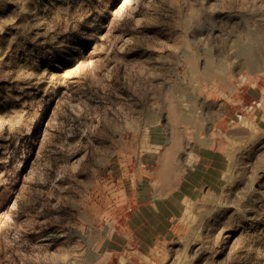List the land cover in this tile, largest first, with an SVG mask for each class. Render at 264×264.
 I'll list each match as a JSON object with an SVG mask.
<instances>
[{"label":"rangeland","instance_id":"374dc122","mask_svg":"<svg viewBox=\"0 0 264 264\" xmlns=\"http://www.w3.org/2000/svg\"><path fill=\"white\" fill-rule=\"evenodd\" d=\"M0 264H264V0H0Z\"/></svg>","mask_w":264,"mask_h":264},{"label":"crops","instance_id":"0c3cea01","mask_svg":"<svg viewBox=\"0 0 264 264\" xmlns=\"http://www.w3.org/2000/svg\"><path fill=\"white\" fill-rule=\"evenodd\" d=\"M217 110L219 117L213 119V126L211 128L207 127L205 130L203 128H197L193 132V134L198 135L199 138L200 136H206L205 138L203 137L195 140L197 142L196 146L198 147L199 151H207V149L214 144V139L211 138V141L208 139L209 135H213L214 138L216 137V141H218L217 137L221 136L223 145H226L227 142L230 143L231 140L239 141L240 138L246 137V133H244L246 128L242 125H233L227 127H225V125H222V128H219L218 124H220V120L223 116H226L227 113L224 108H221L219 106L217 107Z\"/></svg>","mask_w":264,"mask_h":264}]
</instances>
